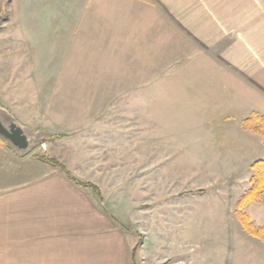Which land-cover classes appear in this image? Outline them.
<instances>
[{"label": "rangeland", "instance_id": "1", "mask_svg": "<svg viewBox=\"0 0 264 264\" xmlns=\"http://www.w3.org/2000/svg\"><path fill=\"white\" fill-rule=\"evenodd\" d=\"M7 12L5 3L0 29ZM177 33L171 25L168 49L158 42L145 53L139 44L136 74L121 78L131 82L27 83L10 67L13 81L0 74V107L20 111L7 122L15 124L11 133L25 127L29 142L23 149L0 139L29 163L57 160L95 186L123 217L132 264H264V243L237 216L252 165L264 159V134L246 122L264 116L244 114L247 99L240 91L231 98L225 79L209 72L210 53H192ZM29 93L37 98L18 99Z\"/></svg>", "mask_w": 264, "mask_h": 264}, {"label": "crops", "instance_id": "2", "mask_svg": "<svg viewBox=\"0 0 264 264\" xmlns=\"http://www.w3.org/2000/svg\"><path fill=\"white\" fill-rule=\"evenodd\" d=\"M5 3L0 74L6 82L13 81L10 67L27 83L131 82L121 78L136 74L139 44L145 53L158 42L168 49L172 25L191 44L189 51L210 53L209 72L225 79L231 98L240 91L247 99L244 114L264 116V0H0V18ZM29 98L37 93L18 97ZM6 114L20 111L0 107V124L11 132L15 124ZM18 129L29 142L25 127ZM3 143L0 264H132L134 242L112 218L124 224L123 217L63 171L29 163ZM245 210L264 227V197Z\"/></svg>", "mask_w": 264, "mask_h": 264}, {"label": "trees", "instance_id": "3", "mask_svg": "<svg viewBox=\"0 0 264 264\" xmlns=\"http://www.w3.org/2000/svg\"><path fill=\"white\" fill-rule=\"evenodd\" d=\"M246 124H249L250 128L254 126L255 131L258 132L259 134L261 135L264 134V118L260 117L258 114L251 115V118L246 122ZM40 160L48 164H52L57 168H60L66 174V176L77 185L85 188L92 187L101 197V193L98 192V189L95 186L82 184L78 179L72 176L70 171H68L64 165H61L57 160L47 159L45 157H41ZM252 170H253V176L250 181L251 188L244 193L243 197L238 202L237 216L243 229L251 237L258 239L264 243V227H258L252 221L249 215L243 212V210H245L249 205L254 203H260L264 197V160H259L255 162L252 165ZM112 218L115 222H117V224H119L121 227L125 229L124 225L117 218L113 216ZM134 254H135V250L133 251V260H134Z\"/></svg>", "mask_w": 264, "mask_h": 264}, {"label": "water", "instance_id": "4", "mask_svg": "<svg viewBox=\"0 0 264 264\" xmlns=\"http://www.w3.org/2000/svg\"><path fill=\"white\" fill-rule=\"evenodd\" d=\"M0 135L11 141L13 145L20 148L25 149L28 146L26 138L23 136V132L21 130H19L18 133H11L0 124Z\"/></svg>", "mask_w": 264, "mask_h": 264}]
</instances>
